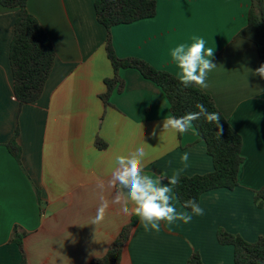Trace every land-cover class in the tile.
<instances>
[{
	"label": "crops",
	"instance_id": "obj_1",
	"mask_svg": "<svg viewBox=\"0 0 264 264\" xmlns=\"http://www.w3.org/2000/svg\"><path fill=\"white\" fill-rule=\"evenodd\" d=\"M154 1L155 17L112 28L116 55L142 59L177 77L170 49L204 38L214 48L217 67L203 91L242 136L244 162L237 189L202 196L203 215L187 211L173 191L172 204L191 214V222L165 227L162 221L159 232H146L139 223L121 264H187L195 253L204 264H234V248L218 242L220 228L250 243L264 237V210L255 202L264 187V79L249 73L262 62L257 45L239 37L252 0ZM27 10L44 27L56 58L41 98L21 105L10 62L19 10L0 4V264L23 259L11 242L15 227L26 232V264H91L107 254L135 216L122 211L123 201L114 202L120 190L111 183L117 156L143 147L142 174L167 177L183 167L184 152L190 166L180 177L213 172V159L194 126L182 134L163 131L164 118L173 116L170 102L139 70L122 69L121 82L105 102L106 80L115 72L95 0H28ZM17 130L20 161L7 147ZM101 197L108 208L94 222Z\"/></svg>",
	"mask_w": 264,
	"mask_h": 264
},
{
	"label": "trees",
	"instance_id": "obj_2",
	"mask_svg": "<svg viewBox=\"0 0 264 264\" xmlns=\"http://www.w3.org/2000/svg\"><path fill=\"white\" fill-rule=\"evenodd\" d=\"M28 0H0L6 9H18L19 16L15 22V35L10 47V62L14 77V93L21 104L38 101L55 64L56 53L51 39L38 19L27 10ZM95 12L98 22L108 31L105 43L106 52L114 68L115 77L106 80L107 92L105 102L120 83L119 72L122 69H137L148 80L153 81L165 92L171 113L182 117L186 113L198 111L195 105L203 104L209 113L218 112L221 116L222 133L216 134L217 127L208 123L203 117L193 122L199 137L207 144L208 154L212 157L214 171L204 175L181 176L174 187L175 195L184 207L185 201L194 199L200 206L202 196L210 191L226 189L234 191L239 184V172L244 162L242 155L243 138L232 127L227 118L217 108L213 98L196 86L184 87L176 76L159 70L139 58L120 59L115 52L111 30L115 26L131 24L150 19L157 14V3L154 0H95ZM239 37L257 45L260 59L264 64V0H252L248 15V25L239 33ZM19 132L7 145L9 151L20 161L21 149L18 145ZM102 149L104 142H98ZM39 201L40 193H38ZM256 204L264 210V187L255 193ZM185 208V207H184ZM191 212L190 208H185ZM139 224L136 216L124 227L112 243L107 254L95 259L91 264H121L123 252L134 228ZM26 232L19 227L13 229L11 242L17 244L23 253L20 264H26L23 243ZM218 242L223 246H232L234 264H264V237L255 243L246 241L239 235L232 234L223 228L217 231ZM187 264H204L199 253L193 254Z\"/></svg>",
	"mask_w": 264,
	"mask_h": 264
},
{
	"label": "clouds",
	"instance_id": "obj_3",
	"mask_svg": "<svg viewBox=\"0 0 264 264\" xmlns=\"http://www.w3.org/2000/svg\"><path fill=\"white\" fill-rule=\"evenodd\" d=\"M192 41L190 44L181 43L170 49L171 61L178 69L177 79L184 87L196 86L200 90H205L208 88L209 72L217 67L211 59L214 56V48L206 47V41L202 37L194 36ZM249 73L264 79V64L255 70L249 69ZM195 107L198 111L186 113L182 117L164 118L163 131H171L174 134L185 133L193 127L194 121L203 117L208 123L217 127L216 134L220 137L223 131L220 125V114L218 112L209 113L201 103H197ZM152 135H156L155 126ZM146 155L143 147H137L129 155L115 158L111 183L114 186L118 184L120 190L114 202L123 201L122 211L125 214L135 215L146 232H159L162 221L165 222V227L173 225L176 221L191 222V214L186 211L177 212L172 204L175 198L173 196L174 187L180 182V174L190 166L189 152H184L180 156L183 167L176 170L171 177L142 174L141 166ZM165 178H167L166 184L162 183ZM129 204L132 205L131 209L128 207ZM184 207L190 208L195 215L204 214V210L194 199L185 201ZM107 208L108 202L101 197V205L97 209L94 222L103 219ZM257 264L261 262L258 261Z\"/></svg>",
	"mask_w": 264,
	"mask_h": 264
}]
</instances>
